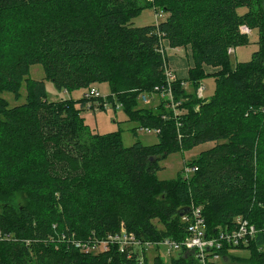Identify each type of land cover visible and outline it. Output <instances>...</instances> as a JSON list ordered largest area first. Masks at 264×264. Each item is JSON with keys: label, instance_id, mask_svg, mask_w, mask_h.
<instances>
[{"label": "trees", "instance_id": "1", "mask_svg": "<svg viewBox=\"0 0 264 264\" xmlns=\"http://www.w3.org/2000/svg\"><path fill=\"white\" fill-rule=\"evenodd\" d=\"M147 7L164 19L132 25ZM244 26L258 31L259 47L233 68L230 49L250 41ZM165 41L189 48L193 59L188 77L173 83L179 115L138 99L166 81ZM36 63L69 92L108 83V99L141 127L160 129L159 142L125 146L119 133L92 132L75 101H49L45 80L27 78ZM205 67H219L209 73V99L197 92ZM24 79L27 99L11 106L2 94L19 96ZM205 142L215 144L186 162L198 168L190 176L158 177L168 154ZM16 193L24 198L18 206L7 200ZM0 201V264H139L117 245L95 252L77 244L123 225L143 240H181L180 214L192 204L210 234L232 229L237 216L259 230L248 247L226 245L225 264H264V0H0ZM179 252L143 264H200Z\"/></svg>", "mask_w": 264, "mask_h": 264}, {"label": "rangeland", "instance_id": "2", "mask_svg": "<svg viewBox=\"0 0 264 264\" xmlns=\"http://www.w3.org/2000/svg\"><path fill=\"white\" fill-rule=\"evenodd\" d=\"M245 11L246 7H241L238 9V12L240 13H244ZM157 13H160L159 9L147 7L142 10L140 14L132 18V25L144 26L148 24H154L157 21L164 19L163 13L160 17H158ZM249 36V44L232 48V51L230 52V60L233 68H235L241 62L250 60L253 56V53L258 49V31L252 30L251 33H249ZM186 54H188L186 48L176 50L175 48L167 46L168 60L171 65H174V67H178V64L183 63L186 58H188L192 63L191 56ZM179 70L181 75H186L187 67H185V71H183L181 68H179ZM217 70H219V67H205L204 71L205 73H208V75H205L201 82L206 88L203 96L205 98L209 99L215 93L216 81L214 76L209 73H213ZM27 78H30L31 80H45L46 95L49 101H59L66 99L75 101V107L79 110V117L82 120L83 125L94 133H100L102 135L119 133L125 146H131L136 141H140L144 145H153L159 142L158 134L154 131L141 129V123L136 119H132L124 107L119 108L118 110L110 108L106 111H94L93 109H90L88 105L82 106L80 101L86 97V93H88L89 88H80L70 92L65 89L57 88L52 80L46 78V72L44 66L41 63L32 64L29 67ZM91 87L99 90L103 96H108L111 93L110 85L108 83H96ZM185 87L188 92H194V87L192 84L187 82ZM27 93V79H24L20 87L19 96L9 91L4 92L2 96L9 102L11 106H14L25 102L27 99ZM214 144L215 143L213 142H205L195 146L191 150L184 152L177 151L168 154V156L160 162L162 168L158 171V177L160 179L175 178L179 172L183 171L186 162H190L196 158L201 153V151L209 149ZM23 199L24 198L21 194L16 193L7 200L15 206H18L23 201ZM2 203L3 201H0V208ZM164 250V248L158 249L156 246L148 247V260L150 262L153 261L157 254H161L163 259L169 260L172 256L175 257L178 255V253H180L179 251H176L173 252L172 255H169ZM93 251L99 252V250ZM230 252L235 255L249 256V251L247 249H233ZM219 264H225L224 260H220Z\"/></svg>", "mask_w": 264, "mask_h": 264}, {"label": "built area", "instance_id": "3", "mask_svg": "<svg viewBox=\"0 0 264 264\" xmlns=\"http://www.w3.org/2000/svg\"><path fill=\"white\" fill-rule=\"evenodd\" d=\"M158 17L162 16V12L157 13ZM242 30L246 33H250V30L244 26ZM232 49H230V52ZM161 52L165 57V76L166 81L157 85L152 93L142 92L139 94L138 99L142 106L158 107L163 103L164 108L167 111H173L175 115L183 113V109L179 107L180 101H176L174 94L173 83L178 79L176 71L172 68L168 56L167 46L165 42L161 48ZM187 82H183L186 86ZM205 86L201 83L197 92L200 97L204 96ZM86 97L95 98L90 100L86 105L94 111L108 110L113 108L118 110L123 107V103L115 100L108 99L107 96H103L99 90L94 87L88 89ZM164 118L167 115H163ZM147 131H154L157 134L160 129L141 127ZM198 168L196 166H185L183 171L186 177L194 173ZM183 221L187 223V235L181 240L173 238H164L159 241H148L139 238L133 232H129L123 225L120 232L107 235L105 238H93L86 243L77 244L78 247L83 248L86 251L99 250L101 252L110 250L112 245H117L118 250L122 253H126L129 258L137 257L139 264H143L147 257V248L156 246L158 249L164 248L165 252L172 255L176 251H191L196 260L200 264H209L212 262H220L224 260L221 251L228 245L229 247L243 246L248 247L251 241L255 239L258 234L257 227L250 223L248 219L237 216L235 221V227L227 228L220 227L216 234H210L207 230L206 218L203 214L201 206L192 204L191 211L187 215L183 216Z\"/></svg>", "mask_w": 264, "mask_h": 264}, {"label": "crops", "instance_id": "4", "mask_svg": "<svg viewBox=\"0 0 264 264\" xmlns=\"http://www.w3.org/2000/svg\"><path fill=\"white\" fill-rule=\"evenodd\" d=\"M165 45L166 46H169L168 45V42L167 41H165ZM176 50H180L179 48H175ZM186 51H187V53L188 54H186V55H190L191 56V51H190V49L189 48H186ZM191 58H192V56H191ZM171 64V63H170ZM193 65V59H192V63L189 61V59L188 58H186L184 61H183V63H179L178 64V67H174V65H171L172 66V68H174V70L176 71V74H177V76L179 77V78H182V79H186L187 77H188V72H189V68L191 67ZM184 67V68H183ZM185 67H187V73H186V75L184 74V75H181L180 74V70H179V68H181L183 71H185Z\"/></svg>", "mask_w": 264, "mask_h": 264}, {"label": "water", "instance_id": "5", "mask_svg": "<svg viewBox=\"0 0 264 264\" xmlns=\"http://www.w3.org/2000/svg\"><path fill=\"white\" fill-rule=\"evenodd\" d=\"M190 212V208H187V209H185L184 211H182L181 212V216H184V215H186L187 213H189Z\"/></svg>", "mask_w": 264, "mask_h": 264}]
</instances>
